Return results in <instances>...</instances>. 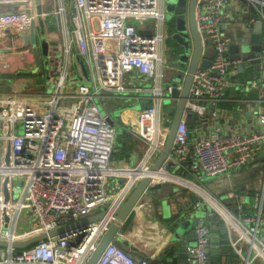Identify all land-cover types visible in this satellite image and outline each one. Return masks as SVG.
I'll list each match as a JSON object with an SVG mask.
<instances>
[{
	"label": "built area",
	"instance_id": "1",
	"mask_svg": "<svg viewBox=\"0 0 264 264\" xmlns=\"http://www.w3.org/2000/svg\"><path fill=\"white\" fill-rule=\"evenodd\" d=\"M18 1L30 6L0 12V36L11 31L28 34L34 24L38 14L31 7L37 2ZM249 4L255 8L256 18L248 12ZM53 9L60 30L55 35L59 46L49 48V58L57 59L58 64L54 66L52 60L47 73L39 70L40 79L47 77L51 89L29 93L21 87L24 84L16 87L0 80V148L6 145L10 151L8 162H0V240L9 243L0 246V264H85L110 224L114 221L122 226L124 221L112 210L146 175L150 183L136 204H146L143 197L152 183L185 181L199 197L182 217L194 214L203 202L209 205L204 216H194L193 242L185 243L187 260L183 264H212L205 217L216 212L228 228L239 264H264V239L259 233L264 228V173L254 193L252 212L242 213V205L236 201L234 207L239 212L235 214L230 207L213 206L211 202L217 199L168 167L169 162L180 166L190 161V171L217 176L243 167L264 148V111L258 114L253 129L221 133L218 126L210 124L219 118V102L228 89L244 83L238 80L242 73L238 66L257 64L261 71L264 68V34L259 41L261 49L252 57L246 58L240 49L243 41L252 44L249 35L256 20L262 21L264 31V0L197 3L198 29L207 34L214 53L207 66L198 65L194 70L171 149L153 172L150 166L165 144L172 119L166 113L160 116L163 100L171 95L172 87L182 88L181 81L163 85L160 45L166 20L162 0H55ZM234 12L242 20L248 17L241 36L234 30ZM232 45L237 46L236 51L230 50ZM19 52L31 54L30 42L24 48L0 50V59ZM76 57L83 60L88 78L80 66H74ZM71 62L76 74L69 73ZM262 76L248 81L260 97L264 96ZM6 84L12 89L6 91ZM106 96L151 99L150 107L131 110L135 117L124 121L129 132L148 144L134 167L111 160L116 125L100 109V105L105 108ZM193 112L199 129L205 127L200 120L209 117V134L190 136L188 116ZM159 173L167 176L156 180ZM102 206L108 214L85 226L47 236L22 249L10 245L96 213ZM149 263L148 258L136 257L114 237L95 264Z\"/></svg>",
	"mask_w": 264,
	"mask_h": 264
},
{
	"label": "crops",
	"instance_id": "2",
	"mask_svg": "<svg viewBox=\"0 0 264 264\" xmlns=\"http://www.w3.org/2000/svg\"><path fill=\"white\" fill-rule=\"evenodd\" d=\"M52 1L53 5L51 6ZM52 1L35 0L37 3H34V7L31 8L33 10L36 8V13L38 14L37 5L39 3L42 11L41 16L46 15L48 17L53 15L51 11L54 10L55 0ZM29 4L30 3L25 1L2 0L0 2V12L22 11L29 7ZM236 14L237 13L234 12V18H237ZM234 20L236 21L237 19ZM243 23L245 22L243 21ZM53 25V29L49 27L51 29L50 31L52 33L53 31L55 33H57V31L60 32V30H57L55 23ZM168 32L166 27L165 34H163L164 41H162L160 45L161 56L164 58V64L161 66L162 72L163 66L168 65V73L166 72V76L163 74L164 86L168 84L174 85L180 82L177 81L178 77L182 74L180 77L183 79V74L186 70V66L182 65L179 67L177 64H173V62L169 63V60L172 59L171 49L169 48L170 44H172V40ZM10 33L11 34L6 37L0 36V50L24 48L29 44L26 39L29 32L28 34L27 32L19 31H11ZM55 35L52 34V37L57 39ZM262 36L263 34H261L260 39ZM52 37L49 40H51ZM6 57L7 56L3 57L4 59H0V75L4 76V78H0V80L3 82H13L16 87H20L21 84H24L21 86L24 88L27 83L23 81H26L24 75L32 71L33 67V65H28L29 63L32 64L31 54L19 52V54L9 55L8 58ZM52 60L50 61L52 62ZM174 60L172 59V61ZM249 65L251 73H247V75L242 77L241 75L238 76V80L244 83L241 86L237 85L228 89L219 102V118L210 121V124L213 123L214 126L220 128L221 133L244 131L255 128L257 126L258 114L264 111V96L260 97L257 89L248 86L249 80L253 78L259 79L262 75L264 78V68L262 71H258V69L256 70L252 66L253 64ZM76 73L77 71L75 69L74 74ZM254 75L255 77H253ZM46 78L47 77H45V79L38 78L36 82L41 84V81L46 80ZM18 80L23 82L18 83L20 82ZM37 91H41V89L37 87L32 92ZM109 99H115L119 102L123 100L113 96H106L104 99L106 101L104 112H107L116 123V136L111 153V160L118 165L124 164L128 168L131 166L134 167L139 163L148 145L147 140H142L135 134H132L124 125L125 119L127 117H135V114L129 113L125 108L126 110L123 109L117 116H114L108 106ZM130 100L138 103V100ZM171 102H173L171 110L173 113L175 102L173 100ZM140 109L139 106L137 110ZM163 114L165 113L161 112L160 116ZM119 124L120 128H122L120 133L119 129H117ZM188 128L190 136H194L195 134L199 136L206 135L212 130L209 125L199 129L196 122L189 124ZM263 150L264 148H261L253 159L243 167L217 176H209L203 173L199 175V173L190 171V161L184 162L180 166L168 165V167L173 172L184 176L185 180L197 183L205 193L217 199V202H211L213 206L230 207L236 214L239 211L234 205L236 201H239L242 205V213H250L252 212L254 193L260 188V184L263 180L264 160L259 161L261 158V151ZM167 184L172 186L174 190L170 193H165L166 195L161 197L151 196L147 193L146 197H143V202L146 204L140 205V203H138L133 207V210L116 233L115 238L120 245L128 248L130 252L138 258H148L149 262H153L154 264L161 261H166L170 264H183L187 260L185 243L193 242V223L191 222L190 225L186 224L184 220H182L184 219L182 213L190 208L199 195L189 185H186L185 181H183V184L170 181ZM99 210L100 209H97L96 212ZM193 212L194 211H192L190 215ZM192 220H194V218ZM205 220L209 227L208 252L212 264H239L240 258L230 244L229 231L221 216L216 212L211 216L207 215ZM259 233L260 237L264 239V228ZM176 234H178V236Z\"/></svg>",
	"mask_w": 264,
	"mask_h": 264
},
{
	"label": "water",
	"instance_id": "3",
	"mask_svg": "<svg viewBox=\"0 0 264 264\" xmlns=\"http://www.w3.org/2000/svg\"><path fill=\"white\" fill-rule=\"evenodd\" d=\"M203 1L204 0H162L165 13V20L167 22L166 27L167 31H169L168 35L173 41L172 44H170L169 46V48L171 49V54L173 57L176 58L175 61L177 63L186 66V70L184 71L183 79L182 77H180L182 76V74H180L177 80L182 81V88L180 89V91H178L177 88L174 86L172 87L171 95L166 97L171 101L175 100V109L169 125L165 144L159 152L158 156L156 157L155 161L151 164L150 172L158 170V168L161 166L162 162L165 160L167 154L171 149L176 126L183 111V106L185 103V99L188 95V90L194 70L198 65L201 67L207 66L213 56L209 52L212 45L210 43V40L207 38V34L205 32H200L197 25L196 6L198 2L201 3ZM37 11L38 16H41L42 11L39 3L37 5ZM248 11L250 12L251 16H254L256 18L255 8L252 4L248 5ZM247 20L248 17H245L243 19L244 22H247ZM261 34H264V31L262 27V21L258 19L251 25L249 42L252 44L250 45L249 51L245 53L246 58L252 57L254 55V51H259L261 49V44L259 43ZM26 39L31 44V54L33 60L32 71L38 72L41 68H43L44 71L47 73L49 70L48 65H50L49 62L51 63V59L49 58V48L51 46H56L57 43L47 38V29L43 25H41V38L39 42V47L36 43V31L34 24L31 26ZM230 50L232 52L236 51L237 46L232 45ZM74 66H80L82 74L84 75V77L88 78L86 66L80 57H76V62L74 63ZM245 66L246 64H240L238 66V70L240 72H243ZM252 66L256 70L258 69L257 65L253 64ZM253 77H255V75ZM22 82L23 81H20L18 83ZM4 89L6 91H9L10 89H12V86L10 84H6L4 86ZM138 104L141 109L148 108L151 106V99L149 97L141 98L138 100ZM188 117V124H192L197 121V114L195 112L189 114ZM108 120L112 125H116L115 121L110 116L108 117ZM263 160L264 150L261 151V158L259 159V161ZM169 165L172 166L174 164L172 162H169ZM150 180V176H143L138 181L137 185L134 187L131 193L128 195L126 200L114 207L112 213L117 217L118 220L125 221V219L133 210L134 205L137 203L144 189L150 183ZM169 186L170 185H168L167 183H152L149 185L147 193H149L151 196L161 197L163 195H166L165 193H170L172 192V190H174L172 186ZM4 193L5 196L8 197V192L6 190ZM199 209L200 212L197 214L200 216H204L206 211L209 209V205L206 202H203ZM108 212L109 210L103 207L100 211L96 213L82 217L71 223L62 225L58 228L49 231L48 233L36 235L25 240L12 241L10 245L19 249L28 247L32 243L42 240L47 236L61 235L67 229L85 226L89 222L96 221L104 217L106 214H108ZM118 230L119 225L113 221L106 230V232L103 234L102 238L100 239L99 243L97 244L92 254L89 256L85 264H95L97 262L105 246L115 237ZM176 235L178 236V234ZM8 245L9 243L7 241L0 240V246L5 247ZM149 264L154 263L150 262Z\"/></svg>",
	"mask_w": 264,
	"mask_h": 264
},
{
	"label": "rangeland",
	"instance_id": "4",
	"mask_svg": "<svg viewBox=\"0 0 264 264\" xmlns=\"http://www.w3.org/2000/svg\"><path fill=\"white\" fill-rule=\"evenodd\" d=\"M52 5H53V1L51 3V6ZM54 21L55 20H54V16L53 15H50L48 17L46 15H43V16H38L37 15L36 16V18L34 20V26H35V31H36V43H37L38 47H39V42H40V38H41V25H43L47 29V38L50 39L52 37V34H54V35L56 34L54 31H53V33L50 31L54 27V25H53L55 23ZM235 24H236V27H234V30L236 31V35H240L241 36L242 35L241 32L244 31V23H243V20L241 18H237ZM51 25H53V26H51ZM51 40L53 42H56L57 43L56 46H54V47L59 46V42H58L59 41V38L58 37H57V39H54L52 37ZM249 48H250L249 43H247L245 41H243L240 44V49H241V52L243 54L247 53L249 51ZM209 52L213 55V52L214 51H213V48L212 47L210 48ZM8 57L9 56H7L6 58H8ZM2 59H4V58H2ZM172 59L173 60L174 59L176 60V58L173 57V56H172ZM172 59L169 60V63H172L173 62V64H177L179 67L182 66V64L177 63L175 60L172 61ZM49 64H50V62H49ZM57 64H58V60L57 59H54L53 60V65L56 66ZM28 65H33V60H32V64L29 63ZM167 67H168V65L167 66H165V65L163 66V74H164V76H166V72L168 73V68ZM179 69H182V68H179ZM74 71H75V69H74L73 63L71 62L70 67H69V73L74 74ZM250 71H251V68H250V65L248 64V65H246L244 67L243 73L240 74L241 77L244 76V75H247V73L250 74L251 73ZM258 71H261V68L259 66H258ZM24 77H25L24 79H26V81L23 80L24 83L27 82L26 83V86L24 87V90L26 92H32L34 89L37 88V86H38L37 84L39 82H36V80L38 78H41V74H40V71L39 72L30 71L29 73L25 74ZM163 82H164V80H163ZM39 87H40L39 89H41V91L51 89V85H50V83L47 80L41 81V84H40ZM130 99L126 98L122 102H119L118 100H115V99L114 100L109 99L108 100V106L110 107V109L112 111V114L114 116H117L120 113V111H122L123 109L124 110L127 109L129 113H130L131 110H133V111L134 110H137V108L139 107L138 103L137 102H132ZM172 103L173 102H171L170 99L165 98L163 100V105L161 106V111L164 112V113H166V114L173 115V113L171 112V110H172ZM99 105H100V103H99ZM100 109H101V111L102 110L104 111V109L102 108V105H100ZM188 119H189V117H188ZM200 121L203 123L204 126H207V124L209 122V117L207 116L205 119H201ZM188 122H189V120H188ZM117 129H119V133H120L121 130H122V128H120V124H119V127H117ZM9 153H10V151H9L8 146L2 145L1 148H0V162L1 163L4 164V163H7L8 162ZM7 180H8V178L5 177L4 178V183H6ZM102 208H103V206L100 208V210ZM199 212H200V209H196L194 214L185 216V217H183L184 219H182V220H184V222L186 224L190 225L191 222L193 223V220L192 219L194 218V216L195 215H198L197 213H199Z\"/></svg>",
	"mask_w": 264,
	"mask_h": 264
},
{
	"label": "bare ground",
	"instance_id": "5",
	"mask_svg": "<svg viewBox=\"0 0 264 264\" xmlns=\"http://www.w3.org/2000/svg\"><path fill=\"white\" fill-rule=\"evenodd\" d=\"M143 173H144V172H143ZM162 176H167V175L164 174V173L155 174V179L158 180V179H160Z\"/></svg>",
	"mask_w": 264,
	"mask_h": 264
},
{
	"label": "trees",
	"instance_id": "6",
	"mask_svg": "<svg viewBox=\"0 0 264 264\" xmlns=\"http://www.w3.org/2000/svg\"><path fill=\"white\" fill-rule=\"evenodd\" d=\"M0 78H1V79H3V78H4V76H1V75H0Z\"/></svg>",
	"mask_w": 264,
	"mask_h": 264
}]
</instances>
